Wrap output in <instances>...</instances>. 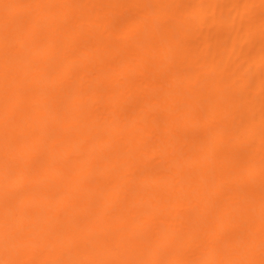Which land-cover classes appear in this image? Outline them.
Instances as JSON below:
<instances>
[{
    "label": "bare ground",
    "instance_id": "6f19581e",
    "mask_svg": "<svg viewBox=\"0 0 264 264\" xmlns=\"http://www.w3.org/2000/svg\"><path fill=\"white\" fill-rule=\"evenodd\" d=\"M0 264H264V0H0Z\"/></svg>",
    "mask_w": 264,
    "mask_h": 264
}]
</instances>
